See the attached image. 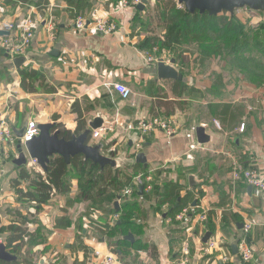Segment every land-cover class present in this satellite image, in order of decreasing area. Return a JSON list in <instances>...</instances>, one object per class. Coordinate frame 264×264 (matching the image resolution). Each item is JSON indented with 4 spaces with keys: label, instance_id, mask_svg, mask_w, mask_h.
Segmentation results:
<instances>
[{
    "label": "crops",
    "instance_id": "0c3cea01",
    "mask_svg": "<svg viewBox=\"0 0 264 264\" xmlns=\"http://www.w3.org/2000/svg\"><path fill=\"white\" fill-rule=\"evenodd\" d=\"M35 1L0 0V21L16 27L9 40L20 33L26 18L34 30L21 67L41 70L45 82L56 90L24 91L15 57L0 55V118L17 138L0 142V239L16 257L0 264H97L95 250L114 253L117 264H178L185 239L186 264H220L221 254L229 255L233 264H264V192L231 177L237 164L255 165L264 174V84L245 76L243 65H229L232 75H223L225 61L218 67V56L196 49L183 52L179 80L187 90L176 96L170 88L174 79H159L156 72V60L169 64L172 58H152L157 46L151 51L140 47L147 36L163 37L164 30L153 17L158 0H149L142 11L136 7L114 11L116 0H85L88 8L77 14L85 19L83 29L73 27L77 15L71 16L66 0H48L43 12ZM136 15L151 16L153 31H144ZM105 18L117 23L114 32L93 28L97 19ZM116 83L132 88V96L121 99ZM82 97L98 101L86 115L87 129L95 117L102 118L96 129L111 123L112 130H103L98 137H93L96 129H90V143L100 144L101 154L112 159V182L107 176L92 183L90 173L70 169L68 191H53L34 212L18 201L10 185L18 177L13 162L18 157L17 134L33 119L74 130L70 105ZM153 117H172L177 132L140 135L137 123ZM197 128L203 131V142L198 141ZM139 153L142 161L136 160ZM26 157L22 164L43 173ZM137 175L149 177L142 193L139 185L123 196L124 178L126 185L133 184ZM21 186L28 188L27 182ZM188 205L192 207L186 220L176 223L173 218L180 210L174 211ZM202 210L208 212L207 220L195 223ZM15 211L27 221L21 224ZM114 214L118 218L112 221ZM122 215L128 223L118 230L115 223ZM244 223L251 224L245 237L253 251L248 263L233 250ZM10 225L36 232L42 241L32 244L26 237L17 253L11 252ZM210 242L217 245L213 254L205 252Z\"/></svg>",
    "mask_w": 264,
    "mask_h": 264
},
{
    "label": "trees",
    "instance_id": "16d2710c",
    "mask_svg": "<svg viewBox=\"0 0 264 264\" xmlns=\"http://www.w3.org/2000/svg\"><path fill=\"white\" fill-rule=\"evenodd\" d=\"M68 5L72 7L70 10L71 16L75 17L77 14L85 11L88 6L85 4V0H66ZM117 2V0H116ZM35 6L43 12L48 5V0H36ZM87 6V7H86ZM153 15L156 26L163 29V37L160 39L156 35L147 36L140 43V47L143 50H152L153 47H164L169 53H172L171 58L175 60V64L178 67V72L181 74L180 67L182 63V55L184 51L181 48L184 45H192L195 49L201 51L209 56L220 55L222 50L231 54V48L234 44L231 39L230 32L233 31L232 19L225 16V12H221L217 15H209L208 13H189L184 6L177 4L176 0H158L157 6L154 9ZM151 16L144 19L138 18L136 15L135 20L141 24L144 31H153L151 28ZM149 20V21H148ZM136 23V22H135ZM238 38V35L234 39ZM260 42L264 45V39ZM259 51L261 56H264V49ZM180 51V53H179ZM4 50L0 48V55H3ZM238 58H245L243 52L235 55ZM9 58V56H7ZM246 59V58H245ZM247 61V60H245ZM20 78V87L29 93L34 92H46L53 93L55 88L45 82L43 73L41 70L35 69L31 65H26L17 69ZM244 73L249 79L257 84H264V75L255 74L254 72ZM171 90L174 94H179L183 90H187V86L179 79H174L171 85ZM189 91L192 89L188 88ZM194 90V89H193ZM177 96V95H176ZM98 101H90L88 97H82L80 100L76 99L70 105V111L75 115L74 121L76 123L74 130L66 129L62 123H55L54 129L59 130L60 137L65 139H71L73 136L81 134L87 129L86 115L92 110V106L97 104ZM57 116H53V120H57ZM91 131L87 140L90 143ZM17 139V138H16ZM89 163V167L86 169V164ZM17 175L16 179L10 181L11 187L17 196L18 201L21 204H28L37 212L43 204H46L53 191L55 193H64L69 189L68 173L70 169H79L83 173H90L88 179L90 182H98L105 177L110 178L112 182V166L106 164L101 167L99 164L93 163L90 160L84 159L82 156H71L70 161L67 163L63 157L54 156L47 163L43 173H40L33 168H27L25 164L16 165ZM142 176V175H141ZM145 178L146 176H142ZM22 182H27L28 188L23 189ZM128 178L125 177L121 189L127 184ZM181 207L176 208L174 212L180 210ZM15 214L21 218L20 223L23 224L27 220L23 219L21 211H15ZM126 216L122 215L120 221L115 223L116 229L120 230L127 225L125 222ZM11 232L8 236V244L10 251L17 253V251L23 246L24 238L28 237V242L36 243L41 242L42 238H37L38 233L29 232L21 226L14 227L10 225ZM39 240V241H37Z\"/></svg>",
    "mask_w": 264,
    "mask_h": 264
},
{
    "label": "built area",
    "instance_id": "2783aa9c",
    "mask_svg": "<svg viewBox=\"0 0 264 264\" xmlns=\"http://www.w3.org/2000/svg\"><path fill=\"white\" fill-rule=\"evenodd\" d=\"M140 1L141 0H117L116 5L114 6V11L122 10L128 7L134 8L140 3ZM30 23V20L26 18L25 21L19 27L20 33L17 34V36L13 40H11V38L9 40L11 31L16 27L11 22L0 21V32H3L2 34H0V47L4 50L7 55L13 57L25 55L34 36V30ZM86 26L87 25L83 16L77 15L74 18L73 27H75V29H83L86 28ZM93 28L105 33H112L118 28V25L114 20L105 18L97 19ZM51 29H53V27H51ZM148 60H151V58L149 57ZM114 88L115 91L119 94L120 98L123 100L129 99L132 95V90L124 84L116 83ZM176 129L177 125L172 117H153L147 120H140L136 126V130L139 132L140 135H146L154 130H160L164 134H166V136H170L177 132ZM103 130H112L111 123H108V126H104L103 128L94 130L93 137L100 136ZM38 132V122L34 119L29 120L27 125L22 130V136L20 137V141L24 143L36 136ZM15 138V132L8 125L6 119L0 118V142H13ZM31 163L33 165H37L35 159H32ZM231 177L234 181L241 180L247 185L254 188L255 190L264 192V174L255 165L250 167H243L242 165L237 164L235 165V167H233L231 171ZM133 178V184H128L122 189L123 196L130 195L136 188V186L143 185L145 187V183L149 181V177L143 178L141 175H137ZM146 189L149 190L150 185H148ZM191 207L192 206L189 205L186 207H182L180 211L176 215H174L173 220L176 223H183V221L186 220L187 216L189 215ZM207 217L208 212L206 210H202L196 215L194 222H204L205 220H207ZM117 218L118 215L114 214L112 217V221L117 220ZM250 229L251 224L244 223L242 229V236L237 242V251L239 253L241 261L244 263L250 262L253 258L252 248L245 239ZM24 239H26V237ZM216 248V243L210 242L205 246V252L208 254H213ZM187 253L188 241L185 239L180 247V260L178 264H186L184 257ZM94 255L97 258V264H117V258L115 254L110 251L101 252L99 250H95ZM220 264L233 263L230 260L229 255L221 254Z\"/></svg>",
    "mask_w": 264,
    "mask_h": 264
},
{
    "label": "water",
    "instance_id": "95a60500",
    "mask_svg": "<svg viewBox=\"0 0 264 264\" xmlns=\"http://www.w3.org/2000/svg\"><path fill=\"white\" fill-rule=\"evenodd\" d=\"M149 0H141L136 6L139 11L144 10L145 5ZM179 5L189 13L198 11L199 13H208L209 15H217L221 12L233 13L236 8L248 7L253 10H264V0H176ZM3 32H0L2 34ZM25 62L24 56H17L13 59L16 68H20ZM175 60L171 59L169 64H166L162 59L156 63V72L159 79H181L182 76L174 67ZM102 118L95 117L93 121L88 123L90 129L101 127ZM39 132L30 140L22 143L20 137L22 131L17 134L19 139L17 143L18 157L13 160L17 165L26 163V156L30 159H35L37 164L45 169L49 160L54 156H61L68 163L71 156H82L86 160L99 164L103 167L106 164H113L111 158L101 154L100 144L91 145L87 143L90 135V129H86L81 134L73 136L71 139L60 137L59 130L54 129L53 123L38 124ZM198 141L203 142V131L200 128L196 130ZM24 147V149H23ZM144 156L142 153L137 154L136 160L142 161ZM143 185L138 187V193L141 194ZM207 235L204 240H206ZM234 252L237 247L233 246ZM16 257L11 254L5 247V244L0 243V262L15 260Z\"/></svg>",
    "mask_w": 264,
    "mask_h": 264
},
{
    "label": "rangeland",
    "instance_id": "374dc122",
    "mask_svg": "<svg viewBox=\"0 0 264 264\" xmlns=\"http://www.w3.org/2000/svg\"><path fill=\"white\" fill-rule=\"evenodd\" d=\"M225 16L232 19L233 22V31L230 32V36L233 40L232 44L234 45L231 48V54L222 50L221 54L218 55L219 60L217 61V66L220 67V63L223 61H225L226 64V68H222L221 73L223 75H225V73L231 74V72L229 73V71H227V66L229 65H243L245 72H254L255 74L259 73L264 75V56L259 54L262 46L260 42L262 41L261 39H264V10H253L248 7H240L236 8L233 13L225 12ZM236 35H238V38L234 39ZM262 49H264V45ZM190 50L196 49L192 45H184L181 48V51L187 52ZM241 52H243V56L246 59L235 56L237 53ZM150 56L157 59L160 56L171 57L172 53H169L164 47H157L155 52ZM176 70H178L177 66ZM241 71L244 73L243 69ZM244 74L247 76L246 73ZM130 89L133 91L132 88ZM34 166H38L39 169L43 171L38 164Z\"/></svg>",
    "mask_w": 264,
    "mask_h": 264
}]
</instances>
